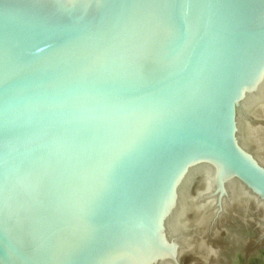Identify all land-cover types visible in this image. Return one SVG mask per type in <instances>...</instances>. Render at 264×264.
<instances>
[{"label":"water","instance_id":"95a60500","mask_svg":"<svg viewBox=\"0 0 264 264\" xmlns=\"http://www.w3.org/2000/svg\"><path fill=\"white\" fill-rule=\"evenodd\" d=\"M254 85L264 0H0V264H264V234L194 261L163 234L234 179L264 200Z\"/></svg>","mask_w":264,"mask_h":264},{"label":"bare ground","instance_id":"6f19581e","mask_svg":"<svg viewBox=\"0 0 264 264\" xmlns=\"http://www.w3.org/2000/svg\"><path fill=\"white\" fill-rule=\"evenodd\" d=\"M251 93H252L253 99H251L250 101H247V100L241 101L238 107V124H237L238 127H237V134H236V142L243 151L249 154L259 165H261L264 168V85L260 87H255L251 91ZM252 117L255 118L254 121H252V119H249ZM229 188L231 189V192L233 194V197H234L233 200L236 199L235 202L238 203V204L235 203L236 205H238L237 207H240V209L246 210L250 208V206H248L249 208L247 207L248 203L250 204L252 202H255L256 204L254 207L257 208L258 211L261 212L260 216L264 215V200L260 199L259 196H257L254 193H251L248 189H246L241 183H239L235 179L234 181L231 182V185H229ZM183 201H184V198H183ZM186 202H188V208L186 211L187 213H190V215L187 216V220H189V223L186 222V220L184 219L183 220L180 219L181 222L178 223V225L174 224L175 221L173 223L168 222L167 225H171V224L172 225L168 226L165 230H163V234L168 239V240L166 239V241L169 244L170 242H172L171 240H169L171 233L175 235L181 232L182 233L186 232V227L182 228L181 224L182 222L184 224L187 223L188 225L192 223L193 220L190 219L191 213L192 215L195 216L194 212H196L198 214L197 218L202 217L200 220H197L198 223L200 222V226H199L200 230H201V227H203L206 223L205 221L206 217L204 216L205 212L203 211V209L202 210L195 209L197 205L195 203L194 198L190 197L186 199ZM208 202H211V201H208ZM208 202H206V204ZM192 203H194V205H192ZM188 232H189V236L190 234L192 235L189 229H188ZM241 236L243 235L241 234ZM174 243L176 244V242ZM182 244L183 246L179 244L180 247L185 248L184 250L189 252V254L187 253V257H192L193 255H198V254L203 257L211 255L209 254L210 253L209 250L211 249L210 248L211 246L208 245L207 242L203 239L197 240V242H190L188 240V241L182 242ZM216 260H217V264H231V262L226 260L221 255ZM153 264H174V261L171 257H163L160 260V262L159 261L153 262Z\"/></svg>","mask_w":264,"mask_h":264},{"label":"rangeland","instance_id":"374dc122","mask_svg":"<svg viewBox=\"0 0 264 264\" xmlns=\"http://www.w3.org/2000/svg\"><path fill=\"white\" fill-rule=\"evenodd\" d=\"M249 119L255 120L253 117ZM202 186L203 181L196 180L193 193L196 194L198 191H202ZM233 198L230 188L221 195L209 198V200L211 199L210 208L204 214L206 223L201 227V230L199 229L200 222L198 223L197 220L202 217L197 218L198 214L196 212H194L195 216L191 213L190 219L193 221L189 224V229L193 236L195 235L199 239L203 238L212 248L219 247L228 250L232 247V243L239 239V241H244L243 246L245 249H252L254 246L253 240L264 234L263 224L261 223L264 215L260 216L261 212L254 207L255 202L248 203L247 207L250 206V208L248 207L249 209L244 210L237 207L238 205L235 204L237 203L235 202L236 199L233 200ZM198 204L197 202L196 205ZM196 207L195 209H201L199 206ZM188 259H190L189 261H194L196 258L193 255L188 257Z\"/></svg>","mask_w":264,"mask_h":264}]
</instances>
